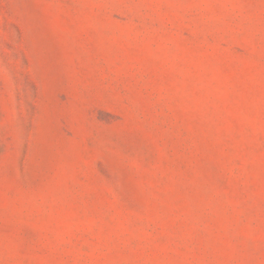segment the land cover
I'll list each match as a JSON object with an SVG mask.
<instances>
[{
    "label": "rangeland",
    "instance_id": "obj_1",
    "mask_svg": "<svg viewBox=\"0 0 264 264\" xmlns=\"http://www.w3.org/2000/svg\"><path fill=\"white\" fill-rule=\"evenodd\" d=\"M0 264H264V0H0Z\"/></svg>",
    "mask_w": 264,
    "mask_h": 264
}]
</instances>
